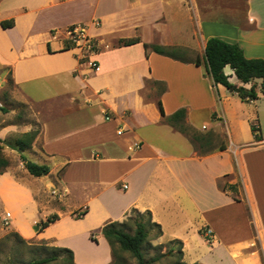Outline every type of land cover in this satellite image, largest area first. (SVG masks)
<instances>
[{
    "label": "crops",
    "instance_id": "obj_1",
    "mask_svg": "<svg viewBox=\"0 0 264 264\" xmlns=\"http://www.w3.org/2000/svg\"><path fill=\"white\" fill-rule=\"evenodd\" d=\"M71 1L78 0H0V66L11 71L19 97L38 107L40 131L23 154L50 167L35 177L18 154V178L8 155L10 167L0 175V211L14 215L10 227L23 239L72 250L75 264H111L102 227L124 222L137 209L151 212L164 240L182 241L190 264H264L262 80L244 84L226 66L232 84L255 88V99H242L213 83L204 60L206 41L213 37L239 45L248 59H264V0H248L242 25L202 20L198 10L189 13L191 26L182 24L185 0H124L100 14L95 9L89 19H66L61 29L36 28L42 14ZM9 19L14 26L3 28ZM79 27L98 42L97 51L85 55L68 47L69 30ZM135 38L140 42L120 43ZM144 44L188 48L202 65ZM150 83L165 90L154 86L147 96ZM159 100L166 116L185 109L188 126L213 133L226 148L200 155L188 136L163 121ZM30 131L31 126L8 125L0 139ZM225 183L233 189L223 190ZM84 208L83 218L72 216ZM52 214L60 218L37 231L38 222Z\"/></svg>",
    "mask_w": 264,
    "mask_h": 264
},
{
    "label": "trees",
    "instance_id": "obj_2",
    "mask_svg": "<svg viewBox=\"0 0 264 264\" xmlns=\"http://www.w3.org/2000/svg\"><path fill=\"white\" fill-rule=\"evenodd\" d=\"M3 28H11L14 26V20H4L1 22ZM71 30V29H70ZM140 42L138 38L122 40L120 43L123 45H131ZM146 50L151 49V51L171 57L182 62H193L194 64L200 66L202 65L199 56L194 59H187V52L181 47H166L154 44H144ZM204 60L207 73L210 75L214 84H221L225 86L228 90L236 92L242 99H255L256 93L255 88L252 86L250 90L244 87L232 84L229 81L230 76L226 75L224 68L229 66L235 73L236 77L244 84L253 82L257 79L262 80V86L264 87V59H248L245 57L243 50L237 44H231L223 39L213 37L206 41L204 50ZM159 85V84H154ZM161 86V85H160ZM165 87L162 86L160 92L164 91ZM158 106L163 116V121L172 126L174 129L180 133L188 136L193 143L195 149L200 155H205L216 150H224L226 148L225 141L220 142L215 145V136L213 133L200 134L197 130L188 126L185 122L186 110L179 109L170 116H166L161 101H158ZM0 112L8 113V109L0 106ZM252 130L255 133L256 139L261 140L262 136L256 126L252 125ZM39 132H28L20 135L15 142V145H9L11 149L16 150L20 154V158L24 163L27 171L35 176H45L50 172V167L48 165H40L32 160H29L23 152L32 147ZM2 140L0 139V143ZM10 166V161L2 152V145L0 144V175L3 174L6 169ZM223 190L233 189L232 186L227 185V183L220 185ZM88 212V208H84L79 211L72 213L75 219L83 218ZM131 213L136 214V219L133 221L134 229L132 232L127 230L129 226L126 222H109L102 227L101 233L107 240L112 256L117 258L120 252H126L131 255L133 259L137 261V264H156L162 259L170 257L169 260L172 264H189L183 261L184 250L183 243L180 240H171V243L177 245L176 252L174 248H170L167 253H158L157 255L147 259L146 249L149 248L150 234L153 228L156 229L154 235L155 238L163 236V230L161 226L155 223L152 219V214L150 211L140 212L137 209H132ZM141 214H145L148 219L144 220L141 218ZM58 214H52L46 219H42L37 224V231L41 232L47 228L50 224L56 222L59 219ZM92 241L97 242V239L93 236L90 237ZM57 249H55L56 251ZM57 251H62L74 258L72 250L68 248H58ZM119 251V252H118ZM58 260L56 254H52L49 257H44L38 260L29 261L26 264H48ZM117 264V262L115 263ZM200 264V263H193Z\"/></svg>",
    "mask_w": 264,
    "mask_h": 264
},
{
    "label": "rangeland",
    "instance_id": "obj_3",
    "mask_svg": "<svg viewBox=\"0 0 264 264\" xmlns=\"http://www.w3.org/2000/svg\"><path fill=\"white\" fill-rule=\"evenodd\" d=\"M124 0H78L71 1L65 6L61 7L59 11L50 12L49 10L42 14L37 20V29L42 31L46 30L49 26H56V29H61L62 24L66 19H78L79 16L83 18H91L95 9L98 14L106 12L108 10L119 8L122 5ZM248 0H185V7L187 13L183 17V22L188 26H191L190 15L193 14V11H200L202 20H214V21H226L230 23L242 25L245 21V15L247 10ZM58 9V8H56ZM95 22V21H94ZM163 26L168 24L165 22V19L161 20ZM100 26V25H99ZM97 26V27H99ZM144 25L145 29H148V26ZM174 28L177 27V24H174ZM195 27V26H194ZM148 32V31H147ZM130 31L125 32L129 34ZM71 39V38H70ZM97 42V41H96ZM69 43V42H68ZM77 43L74 40H70L68 47H77ZM98 44V42H97ZM187 54V59H194L196 53L190 51L188 48H184ZM151 50V49H150ZM85 54V51H83ZM86 55V54H85ZM229 71L233 74V70L229 67ZM2 85V86H1ZM156 87L158 91L161 90L162 86L154 85L152 83L148 84L145 94L147 96H153V93L150 90L153 87ZM152 91V90H151ZM0 103L1 106L8 109V113L0 115V131L2 128L7 127L8 125H27L32 127L34 132L40 131V123L36 119L34 113L38 110V107L32 104L28 100H24L18 95V90L14 84L12 73L9 69L2 68L0 66ZM28 133V132H27ZM22 135L17 132H13L12 135L7 137L5 140H2L0 143L2 145L3 154L9 159L10 157L14 158L13 171L16 172V176L19 167L18 152L12 150L9 145H15L18 137ZM34 143V142H33ZM215 145H218V142H214ZM33 146V144H32ZM32 148V147H31ZM10 167V166H9ZM8 168L6 169V171ZM144 213V212H142ZM8 222L6 223L5 218H7L6 212L0 211V264H26L29 261L38 260L44 257H49L53 253L58 256V260L50 262L48 264H75L74 258L62 251H57L58 246L53 242L39 240V239H23L17 232H15L10 227V220H13L15 217L13 214L8 213ZM141 218L147 220L148 217L145 214H141ZM136 219V214L128 213L127 218L124 222L128 223L129 226L127 230L132 232L134 229L133 221ZM22 233L29 237V233L22 230ZM156 229L153 228L150 234L149 248L146 249L147 259L157 255L158 253H167L170 248H174L173 254L176 252L177 245L171 243V240H164L163 237L155 238L154 235ZM207 234H204L205 237ZM93 236L96 238V233H91L90 237ZM84 237L79 238V241H82ZM62 248V247H61ZM55 249H57L55 251ZM119 252V251H118ZM113 257V256H112ZM170 257L162 259L156 264H172L169 260ZM78 259H82L80 256ZM190 258L186 260L184 257L183 261L189 263ZM210 262V259H206ZM137 264V261L131 257L129 253L120 252L118 257H113L111 264ZM190 264V263H189Z\"/></svg>",
    "mask_w": 264,
    "mask_h": 264
},
{
    "label": "built area",
    "instance_id": "obj_4",
    "mask_svg": "<svg viewBox=\"0 0 264 264\" xmlns=\"http://www.w3.org/2000/svg\"><path fill=\"white\" fill-rule=\"evenodd\" d=\"M94 25L97 27L100 25L98 21L94 22ZM69 35L71 40H74L77 43V48L82 52H95L98 50V44L95 39H93L86 31L85 27H79V28H72L69 30ZM91 67L95 70H99V66L95 62H91ZM119 133H121L119 131ZM124 188H126V185H124ZM7 218H5L6 223L8 222V213H6ZM10 219V218H9ZM207 235H210V232L207 233Z\"/></svg>",
    "mask_w": 264,
    "mask_h": 264
}]
</instances>
